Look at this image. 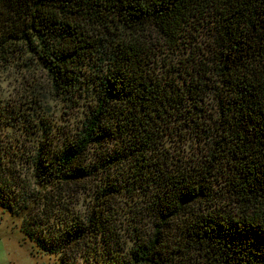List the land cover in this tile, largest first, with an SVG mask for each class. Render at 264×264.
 I'll return each mask as SVG.
<instances>
[{
	"label": "trees",
	"instance_id": "obj_1",
	"mask_svg": "<svg viewBox=\"0 0 264 264\" xmlns=\"http://www.w3.org/2000/svg\"><path fill=\"white\" fill-rule=\"evenodd\" d=\"M156 52L184 54L174 74L155 73ZM15 55L72 107L89 100L58 145L42 114L36 147L3 140L0 114V207L40 249L80 250L65 264H264V0H0V60ZM188 137L197 152H169ZM221 180L235 216L216 206Z\"/></svg>",
	"mask_w": 264,
	"mask_h": 264
},
{
	"label": "rangeland",
	"instance_id": "obj_2",
	"mask_svg": "<svg viewBox=\"0 0 264 264\" xmlns=\"http://www.w3.org/2000/svg\"><path fill=\"white\" fill-rule=\"evenodd\" d=\"M191 34L196 35L198 43H200L199 41L203 42L208 39L207 34L203 30L200 33L192 31ZM191 46H193L192 43ZM188 48L187 46L186 50H188ZM183 55H181V52L177 55L174 53L156 52L154 55L156 60L154 64V69H156L155 73L161 75L168 69L174 74V69L170 68L169 64L167 65L166 63L171 59L175 60L174 58H176V56L182 57ZM25 60L26 57H18L16 55L9 61L0 60V114L7 115L6 119L10 121L11 126L13 125L12 123H17L13 127L10 126L6 128L8 131L7 137L2 139L15 143L16 138H18L20 142H24L26 147H36L39 138H36V140L32 139L39 136L41 133L36 123L39 121L40 115L42 114L46 121L51 124L50 127L52 129L50 130L49 137L53 139L55 145L61 144L65 137L71 136L78 128V121L82 118L89 100L84 99L85 96L84 93H82V98L74 99L77 105L72 107L70 105L71 103L63 100L61 96L59 97L52 92L50 81L45 70L39 67L35 62L30 61L28 63ZM172 63L175 62L173 61L171 64ZM165 64L167 66H165ZM176 67L177 65L175 64V68ZM30 95H32L34 99L33 104L30 103L29 100L27 101ZM207 101L210 106L207 104L203 106L208 113L207 118L212 115V119H215L218 113L215 110L214 104L210 102L211 100L207 99ZM35 106L37 108L30 110V108H34ZM210 107H212V109ZM11 110L13 112H11ZM15 110L17 113H23L18 122H15L11 118ZM28 116L30 121L33 122V125H31L29 130H24V128L28 127ZM206 121L208 120L206 119L205 122ZM32 131H34V133H32ZM1 137H3V135H1ZM40 139L45 141V139H43V134ZM188 139L187 141L185 140L184 145V141L182 142L181 147L176 146L174 141H167V149L171 154L174 153L177 157L184 156L183 159L186 160L193 152H197L198 147L202 146L197 138L188 137ZM177 149H181V152ZM187 155L188 157H186ZM92 183H94V180H89L86 184L88 187L93 186L90 187L88 192L84 193L77 191L79 193H76L73 199H71L73 202H70V205H73L74 212H78L80 215L87 213L94 204L93 197L95 194L92 195V193H94L92 191L96 188H94ZM214 187L217 192L216 206L219 207L222 212L235 216V208L233 203L230 202L228 194H226L224 180L219 181ZM130 200L131 199L124 197L120 199V203L121 205L125 203L126 209H128L129 205H131V202H129ZM261 212L262 221L264 222V207ZM50 222L53 223V218H51ZM25 224H27V222L25 223V219L12 217L10 213L0 207V264H65L71 262L76 253L80 251L75 247L68 249L66 262L63 260L61 261L60 256L47 253L45 250L40 249L34 241H31L29 237L25 235ZM120 236L125 238V234ZM97 241L95 242V246L100 250L108 249V245L100 241L99 238ZM119 242L120 244L115 243L112 248L117 249V251H120V248H122L123 251H126L131 245L130 241H128L126 246L123 245L122 240ZM89 244L92 245V242H89ZM86 247L88 249V245H86ZM79 263H83L81 258L76 261V264Z\"/></svg>",
	"mask_w": 264,
	"mask_h": 264
}]
</instances>
